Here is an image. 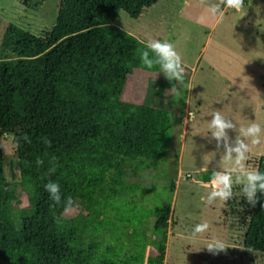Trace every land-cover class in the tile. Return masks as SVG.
<instances>
[{
	"label": "trees",
	"instance_id": "1",
	"mask_svg": "<svg viewBox=\"0 0 264 264\" xmlns=\"http://www.w3.org/2000/svg\"><path fill=\"white\" fill-rule=\"evenodd\" d=\"M157 1L58 0L45 35L12 22L3 29L0 135L14 136L25 204L14 205L18 197L9 187L0 193V264H163L170 194L161 201L155 191L152 206L142 204L145 188L124 177L165 159L172 126L182 118L173 107L122 99L145 43L113 23L120 10L137 18ZM53 158L56 171L49 173ZM3 166L0 150V176ZM214 170L203 169L198 179L210 181ZM255 170L264 173V154ZM49 180L85 211L81 221L66 217L63 205L50 199ZM167 187L173 192L174 181ZM258 197L254 207L242 202V246L264 252V193ZM137 215L149 219L153 238L123 229ZM148 243L155 249L145 255Z\"/></svg>",
	"mask_w": 264,
	"mask_h": 264
},
{
	"label": "rangeland",
	"instance_id": "2",
	"mask_svg": "<svg viewBox=\"0 0 264 264\" xmlns=\"http://www.w3.org/2000/svg\"><path fill=\"white\" fill-rule=\"evenodd\" d=\"M216 4L219 0H158L150 8H144L137 18L120 10L114 23L129 33L132 30L138 35L135 37L144 43L148 39L171 42L181 54L183 65L187 66L184 82L177 84L172 81L169 86L164 85L169 80L160 73V69L149 70L138 62L127 73L122 99L153 107H173L175 115H180L185 122L190 116L188 109L191 106L198 110L186 132L181 130L182 125L173 124L165 159L155 167L139 170L136 175L128 173L124 177L128 181L141 182L140 186L145 188L140 195L142 204L147 202L152 206L151 197L154 198L155 191L162 193L161 201L170 194L163 264H264V252L242 246L247 219L242 204L246 200L242 185L234 186L233 199L208 205L203 198L212 188L211 180L203 182L198 179V173L203 169L219 170L223 151L222 148L217 149V142L210 136V114L218 110L236 122L242 113L245 114L243 119L247 120L248 111H253V107L247 109L250 102L246 94L233 85V76L244 81L243 90L260 77L263 80L261 107L264 106V0H245L240 11L220 5L222 15L212 11ZM57 9L58 0H0V36L9 22L43 36L55 22ZM254 66L260 68V74L255 73ZM223 72L231 76L227 77ZM159 83L163 86L157 93ZM174 85H177L179 95L175 94L178 103L173 106L174 93L170 89ZM237 96H243L241 106L247 110L242 112L236 108ZM236 134L235 131L229 132L233 140ZM0 150L4 165L0 193L9 187L18 197V203L15 201L14 205H24L13 134L3 132L0 135ZM259 155L249 153L246 166L255 170ZM171 180L175 188L170 193L168 187L166 191L163 187L168 186ZM138 197L136 194L133 199ZM84 214L85 211L77 206L64 215L78 222ZM203 222L211 227L193 242L190 239L192 230ZM150 226L149 219L137 215L133 224L122 227L127 232H142L150 239ZM214 237L230 246L226 252L212 254L207 250L206 243ZM154 249L148 243L145 255Z\"/></svg>",
	"mask_w": 264,
	"mask_h": 264
},
{
	"label": "clouds",
	"instance_id": "3",
	"mask_svg": "<svg viewBox=\"0 0 264 264\" xmlns=\"http://www.w3.org/2000/svg\"><path fill=\"white\" fill-rule=\"evenodd\" d=\"M220 5L240 11L244 8L245 0H219V4L212 6V11L222 15ZM140 60L148 69L158 66L160 73H163L169 81H176L177 84L184 82L183 58L171 42L161 39H148L140 51ZM170 92L179 95L177 85H174ZM189 115L192 119L194 114L191 112ZM210 115L211 119L208 124L211 131L210 136L217 142V149L222 148L223 151L221 152L219 170H214L212 173V188L206 198L203 199L208 205H213L217 201L227 202L233 199L235 195L234 186L242 185L243 196L247 203L254 207L259 201L258 193H264V173L248 168L246 161L249 159L250 145H259L262 142L261 134L264 129L256 122L238 127L237 122L218 110ZM230 131L238 133L234 140L229 135ZM25 139L28 137L25 136ZM46 143L50 144V141H46ZM54 160L55 158L50 162L53 166L49 168V173L56 171ZM36 163L42 165L44 161L38 158ZM226 165H230V167H226ZM44 188L55 204L63 205L64 214L70 213L78 206L71 197L62 196L61 187L57 182L49 180ZM210 227L207 222L197 224L192 230L190 239L194 242L198 236L208 232ZM205 247L210 253L219 254L226 252L230 246L224 240L214 237L206 243Z\"/></svg>",
	"mask_w": 264,
	"mask_h": 264
},
{
	"label": "crops",
	"instance_id": "4",
	"mask_svg": "<svg viewBox=\"0 0 264 264\" xmlns=\"http://www.w3.org/2000/svg\"><path fill=\"white\" fill-rule=\"evenodd\" d=\"M153 5H155V4H153ZM153 5H151V6H153ZM151 6H148V7H145V8H150ZM142 13L143 12H141V14ZM141 14H140V16H141ZM113 23L116 24L115 20H114ZM130 31H131L130 32L131 34H133L134 36L138 37V35H136L132 30H130ZM198 54H199V52L195 55V57H194L195 60L197 59ZM183 66H184V69L187 70V66H185V65H183ZM254 69H255V73L260 74V68L259 67L254 66ZM223 74H225L227 77L231 76L229 74H226L225 72H223ZM255 77L256 76H253L252 78L255 79ZM226 80L228 82H230V79L226 78ZM262 81L263 80L260 77H258V79L256 81L254 80L251 83H249V85L247 86L248 87L247 90H243L244 81L243 80L241 81V79L235 78L233 76V82H234L233 85L236 88H238L239 90H242L243 94H246V96L249 99L250 105L247 106V109L253 107V111H248L249 116H245L247 118V120L243 119V116L245 115L244 113H242L243 114L242 117L240 116L241 118L236 120V122L238 124V127L241 126V125L247 126L251 122H256V123H259L261 125L262 129H264V106H263V108L261 107L262 103H261V94H260V93H263L262 92V88H263ZM231 87H233V86H231ZM237 97L239 98V100L236 103V108L239 111H242V112L247 110V109H245V107L241 106V105H243V102H242L243 96H237ZM250 100H252V101H250ZM188 110H189V113L192 112L195 116H196V113L198 112V110L196 108H194L193 106H191L190 109H188ZM232 113H233V108H231L230 114H232ZM194 115H193V117H194ZM182 117H183V115H182ZM183 119L184 118H182V122L180 123V125H182V129L181 130H183V132H186V130L188 128V125L191 122V116H189L186 119V122ZM235 134H236V132H235ZM181 136H183V135L181 134ZM261 137H262V142L259 145H250L249 153L253 152L254 154H257V155L259 153L260 154H264V132H262ZM256 151H258L259 153H257Z\"/></svg>",
	"mask_w": 264,
	"mask_h": 264
}]
</instances>
